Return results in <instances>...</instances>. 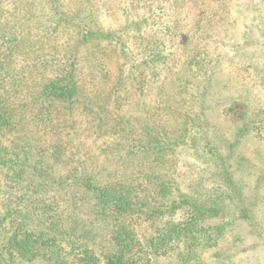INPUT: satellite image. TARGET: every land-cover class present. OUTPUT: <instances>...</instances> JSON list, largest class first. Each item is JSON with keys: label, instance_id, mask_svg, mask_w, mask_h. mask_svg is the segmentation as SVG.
Returning a JSON list of instances; mask_svg holds the SVG:
<instances>
[{"label": "rangeland", "instance_id": "374dc122", "mask_svg": "<svg viewBox=\"0 0 264 264\" xmlns=\"http://www.w3.org/2000/svg\"><path fill=\"white\" fill-rule=\"evenodd\" d=\"M59 2L69 12L81 10L99 32L123 35L126 20L139 24L123 37L131 56L120 46L115 52L105 46V80L97 72L91 78L90 59L77 63L83 95L106 126L99 130L82 104L54 103L50 118L61 136L34 118L23 121L17 115L14 123L23 131L5 134L4 145L31 134L36 145L47 148L65 137L71 140L70 151L77 145L79 156L98 157L91 158L94 167L106 163L103 176L110 179V173L126 175L146 159L123 160L125 152L113 147L116 142H146L150 132L184 142L169 154L166 168L183 191L190 193L197 185L201 200L220 208L200 228L214 240L191 247L188 263L179 257L185 253L179 247L149 264H264V0ZM54 22L45 0H0V97L21 115L29 95L59 73L58 63L74 44L73 27L54 30ZM86 46L91 42L80 50ZM152 53L159 59L147 64ZM202 133L214 156L203 151ZM195 139L197 146L190 143ZM188 161L194 162L192 169ZM182 213L174 221H182ZM137 224L140 235L154 232L144 220Z\"/></svg>", "mask_w": 264, "mask_h": 264}, {"label": "trees", "instance_id": "16d2710c", "mask_svg": "<svg viewBox=\"0 0 264 264\" xmlns=\"http://www.w3.org/2000/svg\"><path fill=\"white\" fill-rule=\"evenodd\" d=\"M45 1L55 15L53 29L73 27L76 37L65 59L58 63L59 73L41 84L37 94L29 95L22 115L0 97V264H149L179 247L185 249L179 257H185L188 263L191 247L214 240L211 232L207 237L203 234L208 229L200 232V228L204 220L216 217L220 208L201 200L196 183L191 187L194 191H183L171 169L166 168L169 154L174 155L184 142L165 135L157 138L151 132L146 142L127 141L123 146L116 142L113 147L125 152L123 160L135 155L146 159L126 175L110 173V179L103 176L106 163L98 165L96 161L94 167L98 157H90L87 152L79 156L81 149L77 145L70 151L71 140L65 137H58L47 148L36 145L31 134L24 141L4 145L5 134L23 131V126L19 128L14 123L17 115L23 121L34 118L61 136L62 131L50 118L54 103L69 107L82 104L96 118L95 126L104 129L105 120L83 95L77 63L79 59H90L91 78L97 72L105 80L102 60L107 56L106 45L114 52L120 46L124 55L131 56L123 37L137 28L138 22L126 20L125 35L99 32L81 10L69 12L59 0ZM105 40L108 42L104 44ZM86 41L91 46L80 50ZM151 59L159 58L149 54L146 63ZM205 135L202 149L214 156V148ZM190 143L198 144L196 139ZM188 163L187 168L192 169L194 162ZM160 168L163 169L159 173ZM176 172L180 179L181 173ZM144 185L148 189H143ZM181 211L183 220L174 221ZM141 220L150 223L154 232L140 235L137 223Z\"/></svg>", "mask_w": 264, "mask_h": 264}]
</instances>
